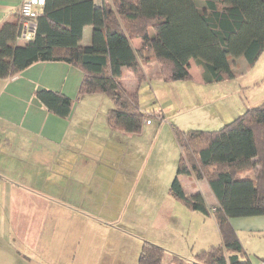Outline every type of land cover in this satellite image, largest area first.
I'll use <instances>...</instances> for the list:
<instances>
[{"label": "crops", "instance_id": "0c3cea01", "mask_svg": "<svg viewBox=\"0 0 264 264\" xmlns=\"http://www.w3.org/2000/svg\"><path fill=\"white\" fill-rule=\"evenodd\" d=\"M22 1L0 0V28L17 20ZM193 1L198 10L205 8V0ZM90 39L91 27L84 26L81 44L89 45ZM16 43L27 42L20 36ZM140 44L138 38L131 41L134 49ZM157 72L155 62L145 68L148 83L161 80ZM188 72L189 81L206 85L192 59ZM82 78L79 69L58 61L34 63L0 79V264H137L144 241L162 247L166 261L174 255L190 264L196 253L218 246L212 216L189 210L167 194L178 160L162 167L156 190L158 166L151 156L156 147L148 146L149 133L112 131L107 122L112 103L102 94L78 95ZM121 83L129 92L139 88L125 68ZM39 90L73 99L69 116L49 112L36 97ZM222 106L220 127L230 121L223 111L230 104ZM165 128L159 134L174 138L172 126L165 123ZM143 167L153 170L150 178ZM181 182L186 193H200L210 209L217 206L205 181L183 176ZM148 196L153 202L140 225ZM241 222L247 232L264 237V215L230 220L236 233ZM153 224L161 226L157 240L150 232ZM212 225L217 242L213 233L205 236Z\"/></svg>", "mask_w": 264, "mask_h": 264}, {"label": "trees", "instance_id": "16d2710c", "mask_svg": "<svg viewBox=\"0 0 264 264\" xmlns=\"http://www.w3.org/2000/svg\"><path fill=\"white\" fill-rule=\"evenodd\" d=\"M34 24L23 46L16 43L22 34L18 20L0 28V79L38 62L74 66L83 74L78 95L108 97V126L122 134H139L152 116L140 110L138 90L129 92L121 83L122 68L140 83L155 62L164 82L186 81L192 59L203 82L213 84L237 77L235 60L251 68L264 52V0H205L203 10L193 0H46ZM84 26L91 27L89 45L81 44ZM134 38L140 39L138 49L131 45ZM36 97L61 118L74 104L50 90ZM172 131L180 154L167 194L211 215L221 240L190 264H253L230 219L264 215V100L216 130ZM183 176L205 181L217 206L210 209L200 193H186ZM165 252L144 241L137 264H184L174 255L166 261Z\"/></svg>", "mask_w": 264, "mask_h": 264}, {"label": "rangeland", "instance_id": "374dc122", "mask_svg": "<svg viewBox=\"0 0 264 264\" xmlns=\"http://www.w3.org/2000/svg\"><path fill=\"white\" fill-rule=\"evenodd\" d=\"M232 67L235 71H238L237 77L206 85L189 80L164 82L157 79L150 80V83L147 80L138 83L134 78L139 84V108L141 111L145 113L149 112L152 115L144 119L141 131H147L150 135L151 139L148 146L150 148L156 147L151 153V156L156 158V166H158L153 180L156 190L160 189L159 181H162L160 179L162 167L170 159L176 158L175 160L177 161L180 154L175 138H171L170 134L169 136L159 134L161 130L167 129L165 128V123L178 127L182 131L190 129L216 130L220 128L218 122L223 117L218 114V110L224 107L222 106L223 103L224 105L230 104V108L223 111L226 114V120L232 121L247 110V108L255 107L263 102L264 52L251 68L245 66L243 59L235 60ZM45 76L46 74H44ZM104 97L106 96L104 95ZM108 101L111 104L110 99ZM148 133L142 136L143 140H148ZM142 166H144V162H142ZM152 171V169L142 168V172L148 175V178L151 177ZM147 184L152 185L151 183ZM150 198L148 196L147 200L143 201L139 217L140 225L144 224L145 215L148 213L146 205L150 204L151 207L153 202V199ZM130 209L133 211L132 207ZM232 219L236 218H231L230 220ZM241 223L242 225L238 227L239 231L237 232L239 233L237 234L244 252L253 264H264L262 260L264 259L262 257L264 256L263 235L247 232L248 230L244 228L245 222ZM158 227L160 228L161 226L158 224L155 227L153 224L150 227L153 240H157L155 236L158 235L156 232V228ZM212 233L214 234L215 242H217L218 236L215 234L213 225L211 228L205 229L206 238L211 236Z\"/></svg>", "mask_w": 264, "mask_h": 264}, {"label": "built area", "instance_id": "2783aa9c", "mask_svg": "<svg viewBox=\"0 0 264 264\" xmlns=\"http://www.w3.org/2000/svg\"><path fill=\"white\" fill-rule=\"evenodd\" d=\"M46 0H23L18 10L17 20L22 25V39L31 40L34 34V19L42 13Z\"/></svg>", "mask_w": 264, "mask_h": 264}]
</instances>
